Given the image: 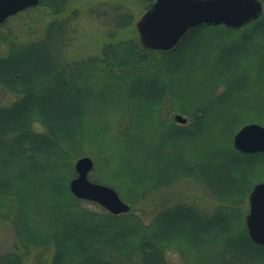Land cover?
I'll return each mask as SVG.
<instances>
[{
	"label": "trees",
	"instance_id": "16d2710c",
	"mask_svg": "<svg viewBox=\"0 0 264 264\" xmlns=\"http://www.w3.org/2000/svg\"><path fill=\"white\" fill-rule=\"evenodd\" d=\"M133 1L92 10L107 27L100 56H72L81 15L72 0H40L37 7L50 20L39 38L7 39L2 48L0 37V87L19 97L0 105V222L15 234L0 264H165L166 240L197 223L201 234L220 232L215 237L228 246L225 258L236 254L243 264H264V246L248 237L244 220L253 181L264 175V153L239 152L232 142L245 121H264V100L258 106L250 95L262 86L264 97V13L240 29L199 25L173 50L160 52L145 49L137 30L123 36L135 19ZM138 1L147 10L154 0ZM104 77L132 92L148 135L131 136L128 114L117 120L123 124L118 147L101 161L114 172L113 187L127 186L137 205L192 177L221 202L214 214L181 204L145 224L133 211L90 209L85 204H96L71 193L75 161L94 153L92 145L102 138L94 120L100 95L89 88ZM166 108L182 113L187 124L164 118ZM235 229L241 235L228 236Z\"/></svg>",
	"mask_w": 264,
	"mask_h": 264
},
{
	"label": "rangeland",
	"instance_id": "374dc122",
	"mask_svg": "<svg viewBox=\"0 0 264 264\" xmlns=\"http://www.w3.org/2000/svg\"><path fill=\"white\" fill-rule=\"evenodd\" d=\"M116 2L117 0H72V5L74 8L79 9L81 13L79 19L76 22V40L74 46L72 47L73 57L78 59H86L100 56L102 45L107 40V27L104 25L103 21L97 17V14L92 13V10H96L97 8L101 9L102 6L104 7L105 3L108 5L114 4ZM141 3L142 2L138 0L128 3L130 6V12L135 15V19L133 21V25L127 31L123 32V36H130L133 31L137 30L136 23L146 12V10L143 9V5L141 6ZM49 20L50 15L43 7H37L35 10L28 8L17 13L5 22L4 27L0 28V37L2 40H4V42L1 44V47H5L4 43L7 39H19L26 36L31 38H39L45 31ZM221 37L222 39L228 40L225 31L222 32ZM102 80L103 81L98 85V87L90 85L89 88L90 90L96 89L100 95L99 100H97L96 103L98 109L94 112V120L96 124L103 129L101 134L102 138H100L98 142H95L96 146L91 144L92 151H94L96 154L91 153L90 155L88 154L85 156L91 157L94 161V168L89 176L90 180H93V177L96 176L97 179L100 180V183L107 185L111 184L113 187V184L115 185L114 179L112 180L114 172H112L111 176V171H105V163L102 164L101 161L102 156L106 155L107 150L112 152L114 148L118 147L117 145L120 137L116 134V132H121L123 124L121 122L118 124L117 120L121 119V116L124 114H128L130 117H132L134 130L131 136H134L140 140H146L148 135L142 114L135 108V103H133L132 97L130 96V93L132 92L125 86L123 87L121 81H111L105 77L102 78ZM263 82L264 80H262V83ZM261 91L262 86H257L250 93V95H256L258 97V99L251 97L252 101H255L256 99L254 104L258 106L260 105V98L264 100V97L261 96ZM18 98V95L10 93L0 87V105H9ZM163 115L167 120H174L176 115H182L185 117L182 113L171 112L167 108L164 110ZM255 119L256 118H250V120L245 121V123L240 126L239 129L244 125L251 123L253 120L255 121ZM126 124H128L127 121H125V125ZM236 133L237 132H235V134ZM97 146H101L102 149H100L101 147L97 148ZM96 166L97 170L95 169ZM127 172L131 173L130 170ZM139 176L136 173L134 180L137 181L140 179ZM257 181H264V175H260L255 178L253 185ZM116 186L113 188L119 193L121 199L131 206L130 211H133V213L145 224H149L150 221L154 219V217L160 212L168 211L177 205H189L206 216L214 214L217 208L221 205V202L218 200V198L211 193V191L206 187V185L203 184V182L192 177L185 179L181 178L176 184L170 187L167 186L166 188L160 190L157 189L156 192L145 197L144 201L137 205L130 203V200L128 199L130 198V194L128 192L127 186L126 188ZM85 206L97 211H101L102 208L97 204H85ZM248 208L249 205L247 198L244 208L246 210L245 215L248 212ZM199 221L201 222V220ZM196 225L199 227L196 228L197 226H195L193 228L191 226L192 228H190L187 232H184L185 234H189L188 236H179L177 238L179 243L176 242L177 244L174 247L169 248L166 246V249L161 253V255H163L165 264H243L246 261L241 255H239L240 260L236 263L231 262L228 258H225L228 255L225 248L228 246L225 245L223 241L215 237L220 232L214 229L213 234L203 233L201 235L200 228L202 224L199 225L197 223ZM212 230L213 229H211V231ZM201 239L204 242L203 244H200L202 241ZM212 239L213 241H211ZM14 242L15 234L12 226L8 223L0 222V254L8 252L14 245ZM253 263L257 264L256 262ZM120 264L137 263L129 261L122 262Z\"/></svg>",
	"mask_w": 264,
	"mask_h": 264
},
{
	"label": "water",
	"instance_id": "95a60500",
	"mask_svg": "<svg viewBox=\"0 0 264 264\" xmlns=\"http://www.w3.org/2000/svg\"><path fill=\"white\" fill-rule=\"evenodd\" d=\"M40 0H0V25L17 13L39 5ZM264 11L261 0H155L136 23L140 42L144 48L155 51L173 49L191 28L200 24H223L241 28L257 19ZM185 124L182 115L174 117ZM235 149L243 153L264 151V126L249 123L233 137ZM76 176L69 189L80 200H87L104 207L111 214L130 211L111 186L90 180L94 161L89 156L78 158L74 165ZM246 226L251 239L264 245V182L255 184L249 197Z\"/></svg>",
	"mask_w": 264,
	"mask_h": 264
},
{
	"label": "bare ground",
	"instance_id": "6f19581e",
	"mask_svg": "<svg viewBox=\"0 0 264 264\" xmlns=\"http://www.w3.org/2000/svg\"><path fill=\"white\" fill-rule=\"evenodd\" d=\"M250 23V22H249ZM203 24H206V23H203ZM200 25H202V24H200ZM209 25H212V24H209ZM223 25V24H222ZM199 26V25H198ZM225 26V25H224ZM197 27V26H196ZM226 28H227V26H226ZM228 28H230V27H228ZM191 29H193V28H191ZM191 29H189L188 31H190ZM233 29H240V28H233ZM187 31V32H188ZM138 36H139V34H138ZM185 36V35H184ZM183 36V37H184ZM182 37V38H183ZM139 40H140V38H139ZM182 40V39H181ZM180 40V41H181ZM180 41H179V43H180ZM178 43V44H179ZM177 44V45H178ZM176 45V46H177ZM143 46V45H142ZM175 46V47H176ZM174 47V48H175ZM173 48V49H174ZM146 49V48H145ZM173 49H171V50H173ZM149 50V49H148ZM171 50H169V51H171ZM152 51H155V50H152ZM160 52H167V51H160ZM251 123H257V124H260V125H262V126H264V123L262 122H256V121H252ZM237 132V131H236ZM240 152V151H239ZM243 153V152H242ZM257 153H264V151H260V152H257ZM76 162V161H75ZM75 165V164H74ZM166 169V168H165ZM76 176V175H75ZM258 182V181H257ZM259 182H264V181H259ZM70 183V182H69ZM117 186H119L118 184H117ZM112 187V186H111ZM120 187V186H119ZM116 190V189H115ZM248 205H249V197H250V192H249V194H248ZM107 211V210H106ZM107 212H109V211H107ZM248 212H249V208H248ZM247 212V213H248ZM246 229H247V227H246ZM188 230L186 229L185 231L184 230H182V232L184 233V232H187ZM221 233L223 234V232L221 231ZM228 236H233L234 238H237V237H239L240 235H241V231L240 230H237V229H235V230H230V231H228ZM225 234H227V233H224V236H225ZM247 234H248V237L251 239V237L249 236V233H248V230H247ZM189 234H180V236H188ZM202 235V234H201ZM179 237V236H178ZM178 237H176V238H178ZM176 238H175V240L174 239H168V240H166L167 242H168V244H169V248H171V247H174L177 243H179V240H176ZM202 240V239H201ZM252 240V239H251ZM177 242V243H176ZM172 243H174V244H172ZM204 242H203V240L200 242V244H203ZM231 262H234V263H236V262H238L239 260H240V256L239 255H234L231 259H229Z\"/></svg>",
	"mask_w": 264,
	"mask_h": 264
},
{
	"label": "flooded vegetation",
	"instance_id": "af4514ba",
	"mask_svg": "<svg viewBox=\"0 0 264 264\" xmlns=\"http://www.w3.org/2000/svg\"><path fill=\"white\" fill-rule=\"evenodd\" d=\"M185 124H187V123H185ZM182 250V249H181ZM167 264V263H166Z\"/></svg>",
	"mask_w": 264,
	"mask_h": 264
}]
</instances>
